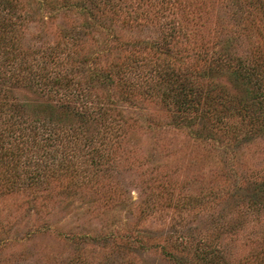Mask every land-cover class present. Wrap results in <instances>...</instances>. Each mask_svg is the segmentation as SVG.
Here are the masks:
<instances>
[{
	"label": "rangeland",
	"instance_id": "obj_1",
	"mask_svg": "<svg viewBox=\"0 0 264 264\" xmlns=\"http://www.w3.org/2000/svg\"><path fill=\"white\" fill-rule=\"evenodd\" d=\"M261 3L126 0L95 23L79 47V79L85 88L91 70L110 77L88 88L109 118L106 130L85 127L97 147L103 141L101 162L87 166L89 177L76 186L60 177L0 195V264H176L172 255L184 264H248L264 251V203L251 200L264 183V118L234 116L229 131L183 106L185 94L222 114L218 98L237 107L243 88L232 74L239 58L264 77V30L252 18ZM68 13L44 11L26 25L25 42L54 46L60 29L84 20ZM229 38L232 48L222 51ZM154 71L172 83L173 100L146 92ZM10 90L17 102L53 103L25 88ZM201 238L213 251L204 259Z\"/></svg>",
	"mask_w": 264,
	"mask_h": 264
},
{
	"label": "trees",
	"instance_id": "obj_2",
	"mask_svg": "<svg viewBox=\"0 0 264 264\" xmlns=\"http://www.w3.org/2000/svg\"><path fill=\"white\" fill-rule=\"evenodd\" d=\"M125 2L126 0H0V195L19 191L25 186L34 188L39 183H49L47 181L60 177L67 179L68 185L76 186L79 181L89 177L87 166H99L103 156L100 152L103 141L97 147L94 136L87 134L85 127L95 123L106 130L109 118L104 104L88 88L93 87L92 82H99L101 79V83L105 84L110 77L91 70L84 88L79 76L84 70L85 59L83 56L80 58L79 47L83 44V38L90 35L95 23L102 21V17L106 18L108 11L117 13L116 9L120 10ZM73 10L84 17L83 22L79 27L71 24L68 29H60L61 38L54 46L33 49L25 42L23 30L26 25L37 21L44 11L52 16L62 14L63 18ZM253 14V22L255 19L264 30V4L256 5ZM229 39L222 45V51L225 47L226 50L232 48V40ZM239 61L240 67L232 74L233 82L243 88V96L234 102L237 107L232 106L230 97H225L229 103L227 107L226 101L221 103L219 98L215 101L222 104L221 109H225L223 112L229 115L228 119L215 106L211 107L209 101L201 106L199 103H190L181 90L178 94L184 95V110L194 107L200 120L214 122L229 131L235 129L230 121L234 116L252 123L264 118V77L242 58ZM143 66L144 70L146 65ZM151 78L152 82L146 81V92L172 99V83L166 82L167 78L156 71ZM162 79L163 86L158 87L159 80ZM129 83L131 81L124 79V84ZM142 84L144 79L136 82L138 88ZM12 88L31 90L40 96L52 98L53 103L17 102L13 99ZM253 105L254 108L250 111ZM119 118L112 119L114 137L117 136L116 131L121 129ZM101 136L103 139L106 137L105 134ZM253 198L254 205H263L264 183L260 186V196L251 197V200ZM203 199L204 196H201L195 202L201 203ZM183 245L188 248L184 241ZM198 245L202 246V259L213 255V251L207 248L205 238L199 239ZM204 247L207 249H203ZM172 260L176 264H184L175 255H172ZM248 264H264V251L256 253Z\"/></svg>",
	"mask_w": 264,
	"mask_h": 264
}]
</instances>
